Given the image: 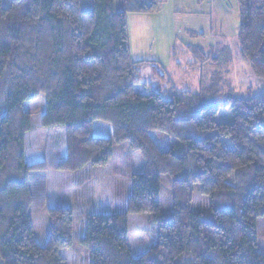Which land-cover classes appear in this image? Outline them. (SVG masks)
I'll list each match as a JSON object with an SVG mask.
<instances>
[{"label":"trees","instance_id":"trees-1","mask_svg":"<svg viewBox=\"0 0 264 264\" xmlns=\"http://www.w3.org/2000/svg\"><path fill=\"white\" fill-rule=\"evenodd\" d=\"M1 2L0 264H63L60 251L73 242L71 208L49 209L45 246L29 219L30 181L47 166L24 161L31 120L23 104L40 95L42 126L65 130L59 171L106 165L114 143H127L144 160L122 213L86 217L80 241L91 264H264L255 222L264 219V92L240 99L209 92L210 83L201 81L197 95L138 93L149 64L131 59L127 16L159 14L164 0H11L7 8ZM238 10L239 55L264 82V0H238ZM150 70L166 79L154 65ZM97 121L111 126V138L93 136ZM153 131L179 141L161 151ZM164 176L173 203L168 214L158 200ZM194 186L208 198L206 210L193 208ZM135 214L152 215L158 226L157 242L136 257L127 239Z\"/></svg>","mask_w":264,"mask_h":264},{"label":"rangeland","instance_id":"rangeland-1","mask_svg":"<svg viewBox=\"0 0 264 264\" xmlns=\"http://www.w3.org/2000/svg\"><path fill=\"white\" fill-rule=\"evenodd\" d=\"M10 1L2 0V7L7 8ZM178 1L180 0H170L175 7ZM164 2L166 3V0ZM180 2H183L181 6H187V10L186 12L174 10L176 18L172 23L185 29L190 25L189 22L193 20V17H196L198 19V22L195 19L197 27L201 30L196 34L201 33L202 38H200L201 35L192 38L193 36L183 34V36H179L177 42L178 44L190 43L192 46H198L201 43L198 40H202L203 50L200 54L207 57V61L204 62L202 59L203 62L200 63L201 60L197 59L195 66L198 65L201 70L192 71L191 68L186 67L187 70H190L187 74L188 77L182 78L179 74L181 79H178L173 75L176 69L168 68L170 62H166L167 52H162L159 57L166 62L165 66L170 69L167 70L169 76L167 75L164 81H159L150 73L147 67L150 65H145L142 68L143 83L136 88V91L148 94L154 90L165 98H170L171 89L197 95L202 91L199 85L202 81L205 86L210 83L206 90L212 93L228 94L232 92L240 99L262 95L264 82L251 72L250 66L239 55V44H237L240 24L238 0H181ZM207 14H211V16L209 17ZM129 16L134 17V15ZM131 19L133 18H128L131 59L136 60L137 47L142 48L146 41L147 47L152 48L151 52L154 50L158 52L159 47L161 49V45L168 40V36L165 35L166 31L164 30V34L159 36L163 39L156 45L158 35L155 36L149 31L152 20L146 19L139 24L145 26V30L141 33L140 30L138 32L133 30ZM182 20L184 24H181ZM134 25L137 26L138 23L137 25L134 23ZM207 42L208 45H205ZM214 53L220 57H217V62L211 63ZM184 62L187 61L184 60ZM180 68L182 69V66ZM176 81L179 83H175ZM172 83L176 87L175 85L172 87ZM45 107L46 97L44 95L23 104V109L30 114L31 120L30 132L24 138V161L27 165L43 161L47 166L43 177H35L30 181L33 203L29 208V219L34 238L41 246H45L50 236L49 209L61 206L69 207L73 214L74 237L71 246L60 251L63 264H91L90 253L80 241L85 233L86 217L90 214H97L99 211L122 213L127 207L126 201L132 190L131 178L134 173L140 172L144 160L138 151L129 149L127 143H114L113 154L106 165L98 168L89 166L82 173L78 172V175L59 171L56 165L66 155L65 130L62 127L50 129L42 126L41 116L46 111ZM92 128L95 138L109 139L112 137V128L107 123L97 121L93 123ZM151 137L161 151H165L170 143L176 144L179 141L177 138L167 137L156 131L151 133ZM222 142L228 148H232L226 138H223ZM160 181L161 189L158 196L160 212L168 214L173 211L172 196L169 192L170 181L167 176L161 177ZM193 191V208L197 211L206 210L210 205L208 198L201 193L199 186H194ZM75 192H79V194L75 196ZM255 222L256 251L264 255V219L258 217ZM127 228L128 247L135 257L144 254L150 246L157 242L158 226L155 225L153 216L150 214L130 215Z\"/></svg>","mask_w":264,"mask_h":264},{"label":"crops","instance_id":"crops-1","mask_svg":"<svg viewBox=\"0 0 264 264\" xmlns=\"http://www.w3.org/2000/svg\"><path fill=\"white\" fill-rule=\"evenodd\" d=\"M180 1H178V4L176 6L177 8H176L175 6H173L171 4L170 0H166V3H164L162 6V10L159 11V14H156V15H150L149 14L148 15V16H152V17H148L147 15H144V14H137V15H134V17L129 16V15H133V14H129L127 16L128 35H129V28H130V26L128 24V18L130 17V18H133V19H131L133 22V25H131V26H133V30L135 29V31H137V32L140 30L141 33L145 30V26H144V24H142V25H139V24L144 22L146 19L152 20L151 21V27H150L149 31L152 34H155V36L158 35L156 45L161 42V39H163L159 36L163 33L164 30L166 31V34H165L166 37L168 36V40H166V42L161 45V49L159 47L158 52L156 50L151 52L150 50L152 48L149 49V47H147V45H148L147 41H146L145 45H142V48L140 46H138L136 51H135L136 60L135 59L134 60L136 62H139V61L140 62H148L149 65H154L157 69L162 71L161 73H164L166 76L168 75V71L170 70L168 68L172 67V69H176L174 71L173 75L175 77L177 76L178 79H181L179 74L182 76V78L183 77L185 78V77H188L187 74L190 72V70H192V71H195L196 69L201 70V68H199L198 65L195 66V60L204 59V57L200 54V52H202V50H203L202 40H200V39L198 40L201 42V43H199L200 46L199 45L198 46H195V45L192 46V45H190V43L189 44H184V43L178 44V42H177V40L179 39V36L181 37V36H183V34L189 35L190 37L193 36L192 38H194V36L201 35L200 38H202L201 33L196 34L197 31H201L197 27L196 20L198 22V19L196 17H193V20L189 22L190 25L188 27H186L185 29L180 28L178 26V24H176V23L175 24L172 23V22H174V20L176 18V16L174 15V13H176V12H173L174 10L184 11V12H186V10H187V6H181V3H183V2H180ZM207 16L210 17L211 14H209V15L207 14ZM144 17H148V18H144ZM134 23L136 25L138 23V25L135 26ZM181 24H184L183 20H182ZM194 29H197V30H194ZM206 44L208 45V42L205 43V45ZM151 47H152V44H151ZM129 48H130V42H129ZM177 49H179V50H177ZM192 50L196 51V53H195L196 57L192 54ZM162 52H167L166 62L167 61L170 62L169 63L170 66H168V68L165 66L166 62L162 58L159 57V54H161ZM177 55H180V56H177ZM163 56H164V54H163ZM184 60L187 62H184ZM180 66H182V69L180 68ZM147 67L150 70V66H147ZM186 67L191 68V69L187 70ZM150 73H151V70H150ZM168 79L170 80V78H168ZM175 83H179V82L176 81ZM172 84H173L172 87H174L175 84L174 83H172ZM175 87H176V85H175ZM77 175H75V176H77ZM76 185H78V184H76ZM78 194H79V192H75V196ZM101 213H106V212L105 211L104 212L103 211L97 212V214H101ZM107 213H109V212H107Z\"/></svg>","mask_w":264,"mask_h":264}]
</instances>
